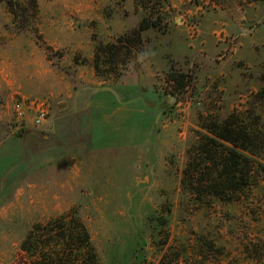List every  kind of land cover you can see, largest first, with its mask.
Returning a JSON list of instances; mask_svg holds the SVG:
<instances>
[{"label":"rangeland","instance_id":"obj_1","mask_svg":"<svg viewBox=\"0 0 264 264\" xmlns=\"http://www.w3.org/2000/svg\"><path fill=\"white\" fill-rule=\"evenodd\" d=\"M35 1L0 0V264L69 213L99 264H264V169L223 196L214 165L186 175L232 115L264 140V0ZM22 99L46 122L18 121Z\"/></svg>","mask_w":264,"mask_h":264},{"label":"trees","instance_id":"obj_2","mask_svg":"<svg viewBox=\"0 0 264 264\" xmlns=\"http://www.w3.org/2000/svg\"><path fill=\"white\" fill-rule=\"evenodd\" d=\"M31 4L34 10H37L36 1L31 0ZM8 7L14 15L17 16L20 12L21 17L24 18L23 13H26L24 7H20L14 1H10ZM148 27L149 24L145 21L140 23L138 31L135 32L136 36L140 37V33ZM119 43L122 45L123 41L120 39ZM109 49L113 50V48ZM115 49L117 50L116 56H120L126 47L122 46ZM111 50L104 51V54L112 56L114 53ZM185 77V75L180 77L172 75L171 81H178L179 84L185 80ZM208 133L213 137L204 138L206 141L197 150L198 158L196 160L198 161L196 164L194 162L189 163L186 175L192 171L194 172L193 176L199 177L200 184L208 183L212 171L211 165H214L217 168L219 180L216 185L207 186L209 189H215L216 196H223L220 191L224 193L233 191L235 188H239L241 184L244 187H249V179L255 164L258 168L264 169L261 160H255L257 154L264 150L262 133L258 129H251L247 124L238 121L237 115L230 116L223 122L222 127H218L216 124L210 126ZM211 144L220 147L225 146V151L221 157H219L217 150L211 151ZM237 176L243 183L239 185L235 183ZM209 182L211 181L209 180ZM38 233H45L47 237L42 239V236H36ZM20 250L29 256L30 264H99L89 229L86 223L75 213H69L45 225H35L22 242Z\"/></svg>","mask_w":264,"mask_h":264},{"label":"built area","instance_id":"obj_3","mask_svg":"<svg viewBox=\"0 0 264 264\" xmlns=\"http://www.w3.org/2000/svg\"><path fill=\"white\" fill-rule=\"evenodd\" d=\"M12 111L18 121L24 122L31 117L34 126H41L46 122L50 114V106L47 101L34 100H14Z\"/></svg>","mask_w":264,"mask_h":264}]
</instances>
